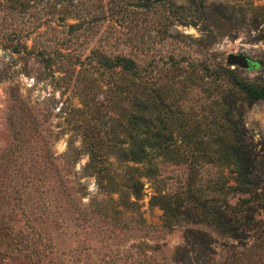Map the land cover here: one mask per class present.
<instances>
[{"label":"rangeland","instance_id":"1","mask_svg":"<svg viewBox=\"0 0 264 264\" xmlns=\"http://www.w3.org/2000/svg\"><path fill=\"white\" fill-rule=\"evenodd\" d=\"M29 2L22 17L32 51L0 46V264L231 261L239 249L233 240L201 225L213 241L211 252L198 256L196 245L186 242L194 239L186 238L185 229L199 225L182 214L164 217L151 201L155 191L184 197L190 177L185 163L153 159L154 175L139 177L140 195L129 202L132 194L124 193L129 178L145 163L118 156L120 108L114 93L120 74L102 68L96 54L127 53L146 84L157 81L164 91L172 87L165 92L179 99L189 127L205 124L213 92L209 77L201 78L204 65L220 61L233 68L225 55L243 52L253 65L234 66L238 76L264 85V0H206L233 6V18L220 20L214 35L185 23L190 17L178 7L136 8L123 27L115 13L118 0ZM36 48L51 56L50 64L34 55ZM12 88L18 94L13 100ZM237 104L247 133L254 141L264 140V101ZM89 147L95 148L99 172L84 166ZM232 174L229 166L200 162L190 185L209 197L216 195V183H232ZM109 175L121 193L98 187L96 178L105 181ZM227 199L234 201L231 194ZM258 215L264 218V210Z\"/></svg>","mask_w":264,"mask_h":264},{"label":"trees","instance_id":"2","mask_svg":"<svg viewBox=\"0 0 264 264\" xmlns=\"http://www.w3.org/2000/svg\"><path fill=\"white\" fill-rule=\"evenodd\" d=\"M118 2H114L115 13L124 22L123 27L136 8L145 12L163 5L170 11L174 7L185 9L190 19H184V22L198 25L206 35H211L212 31L214 33L213 27L220 20L233 18L229 10L233 6L206 0H182L183 4L173 0ZM28 5L31 6L29 0H0L2 48L15 53L32 51V48H27V25L22 17ZM118 41L122 40L118 38ZM33 50L34 55L44 64L51 63V56L45 54L43 49ZM96 60L102 68L117 69L120 74L114 93L117 99L115 102L120 108L117 133L121 143L118 156L124 161L145 163L144 167L139 166L140 169L136 167L134 176L129 178L128 189L124 191L133 196V200L129 202H134L140 195L139 177L154 175L156 164L153 159L185 163L190 167V177L184 197L172 199L166 193L155 191L151 195V201L162 209L164 217L182 214L191 224L199 225L185 229L186 238L194 239L186 242L196 245L198 256L204 258L208 255L213 241L208 231L200 227L202 225L233 240V247H239L231 253V261L221 264H231L232 261V264H264V218L258 215L260 210H264V140L254 141L247 133L237 104L240 99L248 104L258 99L264 101V85L238 76L235 67L230 68L220 61L214 67L204 65V75L201 78L209 77L213 92V98L209 102L210 116L204 120L205 124L198 121V124L189 127L187 118L178 105L179 99L169 98L171 94L166 93L173 91L172 87L166 86L165 92L156 84L157 81L146 84V80L142 78V70L127 53L100 50L96 54ZM13 95H18L15 88L9 92L12 100ZM87 152L85 168L99 172L101 168L93 160L95 148L89 147ZM200 162L229 166L233 173L232 183H216L213 189L216 195L201 196L190 185ZM110 177L105 181L96 178L98 187L121 193L123 190L115 185V178ZM229 194L234 197L232 203L228 202Z\"/></svg>","mask_w":264,"mask_h":264},{"label":"water","instance_id":"3","mask_svg":"<svg viewBox=\"0 0 264 264\" xmlns=\"http://www.w3.org/2000/svg\"><path fill=\"white\" fill-rule=\"evenodd\" d=\"M224 62L239 68H249L253 65L252 60L243 52H228L224 57Z\"/></svg>","mask_w":264,"mask_h":264}]
</instances>
